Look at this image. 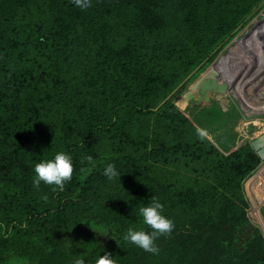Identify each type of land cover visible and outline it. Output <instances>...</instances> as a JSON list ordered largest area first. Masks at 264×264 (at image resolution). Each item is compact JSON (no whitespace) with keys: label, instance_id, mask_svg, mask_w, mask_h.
Instances as JSON below:
<instances>
[{"label":"trees","instance_id":"1","mask_svg":"<svg viewBox=\"0 0 264 264\" xmlns=\"http://www.w3.org/2000/svg\"><path fill=\"white\" fill-rule=\"evenodd\" d=\"M263 4L0 0V264H95L104 251L116 264H264L259 231L234 249L261 159L227 107L247 55L264 60V14L218 59ZM58 150L72 179L37 190L34 163ZM151 196L174 224L158 255L123 240L147 230L137 211Z\"/></svg>","mask_w":264,"mask_h":264},{"label":"clouds","instance_id":"2","mask_svg":"<svg viewBox=\"0 0 264 264\" xmlns=\"http://www.w3.org/2000/svg\"><path fill=\"white\" fill-rule=\"evenodd\" d=\"M75 7L85 10L91 7L92 0H72ZM46 123V122H45ZM81 165L96 167L97 161L91 155H81ZM32 185L39 190L40 185L51 186L53 190L63 191L67 182L73 175V157L70 153L58 150L50 158L41 159L33 165ZM102 175L108 182H115L120 174L112 163L104 165ZM164 205L155 196L148 199V203L138 208L137 215L146 226L141 228L129 227L123 234V240L147 253L158 255L160 249L156 243L161 236H167L173 229V221L163 214ZM94 230V229H93ZM101 234V231L94 230ZM104 235V234H102ZM95 245V244H94ZM96 247V245H95ZM83 257L84 255H78ZM76 264H85L83 259H78ZM95 264H116L107 251L95 258Z\"/></svg>","mask_w":264,"mask_h":264},{"label":"rangeland","instance_id":"3","mask_svg":"<svg viewBox=\"0 0 264 264\" xmlns=\"http://www.w3.org/2000/svg\"><path fill=\"white\" fill-rule=\"evenodd\" d=\"M263 14H264V4L257 11L256 16L253 17V19L244 28L238 31V33L234 36V38L220 52L218 59L227 56L233 49H238L237 43L242 40L247 30L251 29L254 26L255 21L258 20L261 16H263ZM246 59H247V64H245V67L249 68L248 70L249 72L245 74L235 85L229 87L227 92L228 94L227 107L230 104H232L237 109H239L240 114L237 116V118H235V124H236L235 131L239 133L243 138H245L251 145V142L254 139L264 134V112L261 114L260 113L249 114L243 108V102L249 101V104H253L252 100H250L248 85L251 84V82L258 80L260 74L264 72V60L261 59L259 61H252L251 55H247ZM235 62L236 61H234V63ZM231 66L229 64V66L225 68L229 69ZM234 70H235L234 68L230 69L228 73L231 72L235 76ZM260 104H264V96L260 98ZM256 119L261 120V122L256 121ZM151 129H153V127H151ZM263 169H264V161H261L256 171L252 175H250L244 182V191L247 199V205L244 207L245 218L238 226H236V230H235L234 249H236V251L242 250L243 249L242 245L243 247H245L244 244H246L248 240L253 238V235L251 234L257 233V231H259L264 237V230L262 229L261 225L257 222L256 218L253 215L254 213L253 203L247 188L248 182H250L252 178H254ZM263 208L264 205L261 206L260 213L264 220ZM98 236L99 239L101 240L106 239V236L102 235V233L101 234L99 233Z\"/></svg>","mask_w":264,"mask_h":264},{"label":"bare ground","instance_id":"4","mask_svg":"<svg viewBox=\"0 0 264 264\" xmlns=\"http://www.w3.org/2000/svg\"><path fill=\"white\" fill-rule=\"evenodd\" d=\"M263 90H264V72L260 74L258 80L253 81L251 82V84L248 85L250 100H252L253 104H249V101L248 102L244 101L243 108L249 114H259V113L261 114L264 112V104H260V98L264 96ZM256 121L261 122V120L258 119H256ZM247 188L253 203V208H254L253 215L256 218L257 222L261 225L262 229L264 230V220L260 213L261 210L260 208L262 205H264V169L261 170L254 178H252L250 182H248Z\"/></svg>","mask_w":264,"mask_h":264},{"label":"water","instance_id":"5","mask_svg":"<svg viewBox=\"0 0 264 264\" xmlns=\"http://www.w3.org/2000/svg\"><path fill=\"white\" fill-rule=\"evenodd\" d=\"M251 146L258 154L261 161H264V134L254 139L251 142Z\"/></svg>","mask_w":264,"mask_h":264}]
</instances>
